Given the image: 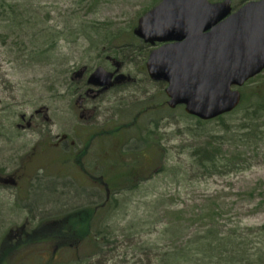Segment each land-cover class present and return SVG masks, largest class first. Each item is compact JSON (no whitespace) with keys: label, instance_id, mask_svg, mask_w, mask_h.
Here are the masks:
<instances>
[{"label":"rangeland","instance_id":"rangeland-1","mask_svg":"<svg viewBox=\"0 0 264 264\" xmlns=\"http://www.w3.org/2000/svg\"><path fill=\"white\" fill-rule=\"evenodd\" d=\"M160 1L0 0V242L25 218L31 224L42 214L59 219L89 205L92 190L80 188L78 199L76 182L96 185L101 178V193L111 195L90 204L108 209L98 221V241L80 238L54 260L37 249L30 263L156 264L173 251L182 264L264 263V119L256 123L257 134L239 131L249 124L247 110L264 102V72L241 89L244 103L225 125H198L183 107L169 109L165 85L149 79L146 46L133 34ZM107 55L122 62L135 83L79 104L83 92L75 74L110 68ZM61 135L68 138L63 149L54 146ZM123 140L133 149L121 150ZM202 151L219 160L213 175L197 164ZM40 162L53 169H44L38 178L44 186L28 191L38 198L25 204L39 203L15 206L20 189L6 180L35 176L28 172ZM210 233L237 239L218 244L205 239ZM181 251L188 256L182 259Z\"/></svg>","mask_w":264,"mask_h":264},{"label":"water","instance_id":"water-1","mask_svg":"<svg viewBox=\"0 0 264 264\" xmlns=\"http://www.w3.org/2000/svg\"><path fill=\"white\" fill-rule=\"evenodd\" d=\"M162 0L142 16L134 30L153 50L146 63L154 82L167 84L168 106H184L202 121L214 120L235 110L241 88L264 71V0ZM116 72L121 64L116 63ZM97 68L89 77L92 86H114L130 77Z\"/></svg>","mask_w":264,"mask_h":264},{"label":"flooded vegetation","instance_id":"flooded-vegetation-1","mask_svg":"<svg viewBox=\"0 0 264 264\" xmlns=\"http://www.w3.org/2000/svg\"><path fill=\"white\" fill-rule=\"evenodd\" d=\"M146 47H148L149 45L145 44ZM149 48V47H148ZM150 49V48H149ZM148 59V58H147ZM106 61L110 63V68H105L108 72H111L114 74L113 76V80H115V78L117 77V75L119 73H123L122 70L124 68V64H122L121 70L120 72H116V61L114 59H111V56L107 55L106 56ZM147 61V60H146ZM145 69H146V74L148 75L147 72V68H146V63H145ZM92 71L89 70H84L82 72H80L79 74H75L76 76H80L81 80H79V91H82L83 94L81 97H79V104H83L85 102H88V100L90 98H94V97H104L106 95H109L112 92L115 91H122L123 88L125 86H130L133 85L135 83V80H131L130 82L128 81H124L121 82L120 84H116L114 86H101V87H96V86H92L88 83L89 80V76L91 75ZM149 77V75H148ZM150 78V77H149ZM160 85H165L163 82H157ZM166 88V86H165ZM165 88H164V94H165ZM78 93V92H77ZM81 108V107H80ZM147 108H145L144 110H142L141 112H138V114H136V116L134 117L136 123H137V119L138 116H142L145 114ZM132 114V113H131ZM130 125V123H128ZM134 124V123H133ZM142 133H140L141 136ZM102 135V134H101ZM111 135V134H110ZM87 135H85L86 138V142H87ZM123 137L125 138V136L123 135ZM101 138V137H100ZM59 140L60 144H55L54 146L60 149L64 148V142L68 141V138L66 135H61V138H57V140ZM85 142V146H82L84 148V154H86L87 152H85L86 149H89L90 144ZM100 144V142H98ZM101 146V145H99ZM105 145H103L104 147ZM131 145H128L127 142H125L124 140L122 141V143L119 145V148L122 150L124 147L126 149H133L130 147ZM78 155V154H77ZM80 158H82L83 155H78ZM61 163V162H60ZM66 161L63 162V165H66ZM39 166H34L31 167L30 172H28V174H33V173H37L35 176L30 177V175L28 177H25V179L20 178V179H7L6 182L9 183H14L18 189H20V192L18 194H16V201H15V206L19 207V206H24L25 208L27 207H33V205H37V203H39V199H34V204H25L27 201H31V198L34 196L35 198L37 197V194L35 192H28L29 190H39L40 188H42L44 186L45 183L40 184L41 182L39 181V177L40 174L44 171V169H53V163L48 162V163H43L40 162L38 163ZM44 164H46L44 166ZM77 168L79 171H81L83 174L86 173L85 169L83 168L84 165L81 162L77 161ZM81 170H80V169ZM65 169L63 166L61 167V171H59L60 173H65ZM140 174L143 173V170L140 169L138 170ZM58 173V172H56ZM94 179V178H93ZM101 178H99L96 181V185L92 184L89 186H80V183H77V190H75V192H77V198L79 199V194L82 193V191L80 190V188L83 190V192L85 193V191H89L92 190L91 194L86 195L87 198L89 199V205H85L84 207H74V209L68 213H61L58 214L59 215V219H56L55 217H57V215L53 214H42L39 217V220L37 222H35L37 219L35 217H33V222L34 223H30L28 218H25L21 224V226L17 227H12L9 229L8 234L3 238V240L0 242V264H28L30 263L29 257L30 259H32L33 256H35V251L37 249H39L42 254L44 256H42L45 259H59L61 254H64V252L66 250H68V247L72 244H74L76 241H69V238L67 237V234L69 232V229L74 228V226L72 224H69V219L71 216H80L82 214H84V208L89 209L92 212V216H95L99 210H100V205L98 206H94V205H90V204H94L97 202L94 201V199H98L97 197H101L103 198L104 196L106 197L105 200H109L110 199V194H102L101 193V188H100V180ZM22 180V183H20V181ZM89 181V179H87ZM16 181V183H15ZM31 184H34V187H31ZM75 184V183H74ZM19 185V186H18ZM65 185H67L66 182H63L62 184H60V187L63 188V191L66 193V188ZM69 185L71 186V184L69 183ZM106 185H108V188H110V183H107ZM92 188H89V187ZM16 187V188H17ZM59 187V188H60ZM72 187V186H71ZM27 190V192L24 195H21L22 190ZM111 191V189H109ZM62 192V191H61ZM110 193V192H109ZM64 193H62L63 195ZM83 195V193H82ZM31 196V197H30ZM85 196V195H84ZM95 196V197H93ZM97 196V197H96ZM20 201H25L24 204H21ZM41 201V200H40ZM33 212V210L31 209L30 213ZM69 213H71L69 216H65L64 215H68ZM47 235L45 238H41L38 239V235ZM77 244V243H76ZM72 247V246H71ZM30 264H33L30 263Z\"/></svg>","mask_w":264,"mask_h":264},{"label":"trees","instance_id":"trees-1","mask_svg":"<svg viewBox=\"0 0 264 264\" xmlns=\"http://www.w3.org/2000/svg\"><path fill=\"white\" fill-rule=\"evenodd\" d=\"M114 48V47H112ZM132 49H133V45H132ZM150 49L148 47H146V52H145V59L148 58ZM261 76H257L254 79L250 80L249 83L251 84H255L256 82H258V79ZM248 83V84H249ZM164 97L166 98V96L164 95ZM242 103L241 105L232 113L226 115V116H222L219 117L217 119H215L216 122H218V124L221 125H225V119L227 117L233 116L235 115V113L238 112V110L242 107L244 100H245V95L244 93L242 94ZM166 106V105H165ZM246 120L249 121V124L245 125V126H241L239 127V131L240 132H245L247 133V135H254L257 134V122L260 121L261 119H264V102H261L260 104H254L252 105L246 112ZM246 122V121H245ZM198 125H203V124H208V122H203L200 120H197ZM197 164L198 166H200L202 169H204L209 175H213L217 168L219 167V160L216 156H213L211 153H208L207 151H202L200 153V155L197 158ZM104 207H102L99 212L95 215L92 216V212L87 209L84 208V214L80 215V216H71L69 219V224H72L74 226V228H70L69 232L66 233L67 237L69 238V240L71 241H79L81 240L80 238H87L89 235V237H93L94 241H98L99 237H98V221H100L102 219V215L103 213L108 209H103ZM261 234H264V227H262L260 229ZM235 234V233H233ZM210 235V238H209ZM208 235L207 238L205 239H210L211 240H216L218 242V244L222 241H224L225 239H233L236 240L237 238L234 236L231 237H221V239L219 237H217L215 234L210 233ZM217 237V238H216ZM92 240V239H91ZM210 246V245H209ZM199 252L203 251L201 249V246L197 249ZM180 256L182 257V259L185 256H188V253L186 251H181L180 252ZM188 260V259H187ZM186 260V261H187ZM179 260V258H176V252H169V253H164L162 258H159L156 262V264H182V262ZM256 264H258V262H256ZM260 264H264L263 262H260Z\"/></svg>","mask_w":264,"mask_h":264}]
</instances>
